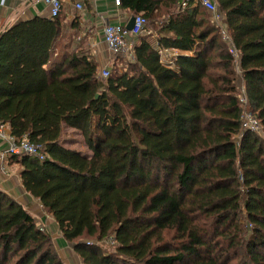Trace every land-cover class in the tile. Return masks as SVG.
I'll use <instances>...</instances> for the list:
<instances>
[{
	"label": "trees",
	"instance_id": "16d2710c",
	"mask_svg": "<svg viewBox=\"0 0 264 264\" xmlns=\"http://www.w3.org/2000/svg\"><path fill=\"white\" fill-rule=\"evenodd\" d=\"M239 51L248 109L264 127V0H216ZM147 18L107 78L61 12L0 34V121L44 146L13 155L25 189L84 264H264V138L243 130L233 55L209 12L121 0ZM150 20V24H149ZM60 38H63L59 41ZM241 83V81H240ZM89 155L62 143L63 127ZM112 239L104 251L99 242ZM0 264H67L52 236L0 189Z\"/></svg>",
	"mask_w": 264,
	"mask_h": 264
},
{
	"label": "crops",
	"instance_id": "0c3cea01",
	"mask_svg": "<svg viewBox=\"0 0 264 264\" xmlns=\"http://www.w3.org/2000/svg\"><path fill=\"white\" fill-rule=\"evenodd\" d=\"M61 1L63 5L61 20L64 29L68 30L71 34V48L79 49L83 45L86 47L90 56L98 63L100 71L106 66L110 68L116 62V58L108 49L105 41V25L108 23H119L127 27L135 13L130 9L124 8L121 4H116L115 0ZM78 3L82 4L84 8L79 9L77 7ZM37 16L52 17L50 6L43 0H0V34L19 22L27 21ZM150 31L154 32L156 30L150 29ZM149 35L157 41L152 36V33ZM62 39L60 38L59 41ZM136 39L137 36L132 35L128 38L129 41H134V43ZM180 51L184 54L193 53L192 51ZM4 123L6 131L12 133L9 123ZM7 148L8 142L0 137V189L21 203L36 218L38 226L52 236L57 247L65 250L69 242L62 235L56 218L45 209L38 198L32 196L25 189L21 178V165L12 159L13 155L8 153ZM64 253L68 254L66 250ZM73 253L71 256L73 257L74 263L80 264L81 260L79 256L74 250Z\"/></svg>",
	"mask_w": 264,
	"mask_h": 264
},
{
	"label": "built area",
	"instance_id": "2783aa9c",
	"mask_svg": "<svg viewBox=\"0 0 264 264\" xmlns=\"http://www.w3.org/2000/svg\"><path fill=\"white\" fill-rule=\"evenodd\" d=\"M51 8V16H57L62 9L61 0H43ZM116 4L120 5L121 0H115ZM198 4L203 6L210 14L212 22L219 27L222 33V39L228 44L229 52L233 55L235 63L237 64V69L239 72L242 71L240 65V56L239 51L233 44V40L229 34L228 27L224 24L223 16L224 13L220 10L219 5L216 0H182V6L185 8L191 3ZM79 9H83L84 6L80 3L77 4ZM147 18L143 14L134 15V25L132 29H128L125 25L122 24H111L108 23L104 28V37L107 43L108 49L113 54L114 57H124V56H134V41H129V36H138L142 33H152V36L156 39L160 38V34L157 31L151 32L147 30ZM157 49L161 56V61L165 65L174 68L176 67L175 62L177 58L184 54L176 48H167L156 42ZM166 57V59H165ZM101 76L107 78L110 74L109 67H103L100 71ZM241 87V86H240ZM239 87V90H240ZM240 102L246 103L247 98L245 95V88H241ZM242 127L243 130H249L253 133H258L263 127L258 120V118L249 112L243 110L242 115ZM0 137L5 139L8 142L7 151L11 155H22L27 154L30 156H35L41 160L46 158L44 152V146L41 143L33 142L27 135L22 137H17L11 132L6 131L5 123L0 121Z\"/></svg>",
	"mask_w": 264,
	"mask_h": 264
},
{
	"label": "rangeland",
	"instance_id": "374dc122",
	"mask_svg": "<svg viewBox=\"0 0 264 264\" xmlns=\"http://www.w3.org/2000/svg\"><path fill=\"white\" fill-rule=\"evenodd\" d=\"M149 24H150V20H149ZM148 29L149 28H147V30ZM165 59H166V57H165ZM164 63H165V61H164ZM236 73L238 75V78L240 79L239 80V86H238V88L241 86L240 87V90H239L240 96H241V88L244 87V84H243V81L241 80V78H242L241 77L242 71L241 72L238 71L237 64H236ZM240 81H241V83H240ZM240 105H241V108H242V112H243V110H245V112H249V113L251 112L248 109L247 102L246 103H241L240 102ZM242 112H241V115H242ZM63 130H64L63 131V138H62L63 145H66L68 147H73V148L81 151L82 153H84L86 155H89L90 154L91 151L90 150H89L90 152L88 151V148H87V146L85 145V142H84V137L82 136V134L80 133V131H77V130L72 129V128H68L66 126H65V128ZM257 134H259L261 137L264 138V127ZM53 241H54V239H53ZM99 243H100V245H102V249L104 251H110V250H113L115 248V244H114V242H113L112 239H109L107 242H99ZM55 245H56V243H55ZM74 247H75V244L73 242H69L67 244V247L65 248V250L68 252V254H67V253H64L65 250L63 248L62 249H59L57 247V245H56V248H57V250L59 252V255L61 256V258L67 264H76V263H74L73 257L71 256V255L74 254L73 253ZM80 260H81L80 264H84L81 258H80Z\"/></svg>",
	"mask_w": 264,
	"mask_h": 264
},
{
	"label": "water",
	"instance_id": "95a60500",
	"mask_svg": "<svg viewBox=\"0 0 264 264\" xmlns=\"http://www.w3.org/2000/svg\"><path fill=\"white\" fill-rule=\"evenodd\" d=\"M133 25H134V16H132L130 22L127 25V28L128 29H132L133 28Z\"/></svg>",
	"mask_w": 264,
	"mask_h": 264
}]
</instances>
